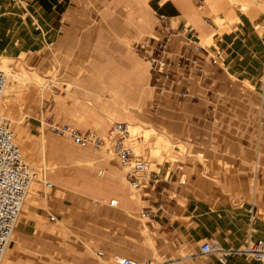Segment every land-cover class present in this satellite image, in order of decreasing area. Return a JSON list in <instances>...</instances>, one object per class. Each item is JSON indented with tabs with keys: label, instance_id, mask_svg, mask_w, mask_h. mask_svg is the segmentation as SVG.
<instances>
[{
	"label": "rangeland",
	"instance_id": "rangeland-1",
	"mask_svg": "<svg viewBox=\"0 0 264 264\" xmlns=\"http://www.w3.org/2000/svg\"><path fill=\"white\" fill-rule=\"evenodd\" d=\"M142 1L0 0V50L5 46L12 48V53L7 56V60H11L8 61V66L28 76H35L41 84L49 85L44 88L41 101L34 100L31 94H27L32 99V104L29 115L25 118V132L37 145L44 139L47 144L46 152L37 147V153L31 162L30 156L19 146L24 159L34 170L32 181L37 185L39 193L36 206L46 213V218L38 217V220L44 229L62 234L48 264H116V257H126L142 263L150 261L153 264H221L219 259L223 257L224 264H235L230 261L233 253L243 256V259L248 258L247 264H256L253 258L233 249L228 251L230 249L219 243L224 251L209 254V257L200 255L194 249L184 251L182 247H173L172 251L161 250L156 243V234L150 233L145 225L149 219L142 215V209L150 208L147 199L133 190L127 181L124 185L126 194H133L136 198L134 213L130 216L119 209L120 201L116 207L93 202L90 196L93 189L88 191L82 186L74 185L72 190H64L57 188L54 183L52 188H46L45 182L40 180L45 175L47 181H52L50 175L53 171L61 172L65 169L75 182L78 173L91 177L99 168L107 172L114 171L125 178L124 171L114 160L109 147L94 151L76 146L70 138L55 135L51 125L67 124L81 132L92 131L105 137L113 124L124 123L132 145H140L139 154L147 158L149 170L159 174L164 169L169 172L166 183L170 184L173 180L182 186L184 183L181 180L185 182L186 171L193 163L203 165L206 149L213 148L216 143L214 136L219 132V123L207 117L210 113L206 107H200L189 96L185 99L183 96L171 98L169 92L157 88L152 71L150 75V63L138 56L141 54L138 51L140 46L145 45L147 38L155 35L154 25L157 23L154 12L157 0H151L149 7L144 6ZM257 1H231L223 4L234 7L230 11L237 16L239 15L235 10L240 8L239 12L243 15L239 20L224 19L221 24L216 23L219 26L218 34L222 36L224 32H230V26L234 22L247 19L244 7L253 6L252 9L257 10V16L252 20L259 18L254 23V29L258 37L262 38L264 0ZM33 17L39 18V25H36ZM14 30L20 38L18 44L11 41L12 34L9 32ZM213 34L212 31L209 38L200 37V45L209 52L217 47L212 40ZM125 35L128 43L121 42ZM208 39L209 43H206ZM195 44L196 42L191 45ZM130 65H135L138 71L140 69L146 79ZM263 78L264 71L259 79L262 90ZM186 79L190 80L191 77L181 72L180 85L186 83ZM75 81L98 96L92 95L93 93L88 95L74 87L69 89ZM67 83H71L69 88ZM137 86L145 89V97L138 107H130L135 99ZM253 86L244 82L246 92L239 98L246 103V107L231 109L233 117L228 121L233 131L246 134L248 130V137L257 153L263 137L260 125L264 126V95ZM50 87L52 88L47 89ZM65 88L69 91L65 92ZM98 88H102L101 93H98ZM113 90L118 92L117 102L102 99L101 94L108 96ZM73 91L81 98L82 112L75 113L78 107L70 96ZM57 97L63 98L66 103L64 113L56 111ZM15 103L20 105L18 107L21 112L29 108L20 98ZM123 105L135 114V120L126 117ZM17 117L20 118V115ZM250 121L252 123L245 124ZM132 125L138 126V130L130 128ZM148 129L169 137L171 150L168 156L164 152L163 157L154 156L147 143L144 144V133ZM57 149L69 154L62 157L56 153ZM73 153L79 154L83 159L87 156L92 165H77L74 159L77 160L78 156ZM252 170L248 179L250 187L258 189L261 170ZM164 193L167 194L166 191ZM50 216L55 217L52 223ZM20 217L21 215L17 223ZM13 236L15 237V228L6 250L11 247ZM149 240H152L156 251ZM98 252H103L102 259L98 258ZM2 264H5L4 259Z\"/></svg>",
	"mask_w": 264,
	"mask_h": 264
},
{
	"label": "crops",
	"instance_id": "crops-1",
	"mask_svg": "<svg viewBox=\"0 0 264 264\" xmlns=\"http://www.w3.org/2000/svg\"><path fill=\"white\" fill-rule=\"evenodd\" d=\"M150 1L143 0L142 3L149 7ZM223 4L225 3L209 6L207 0H157L154 6L157 19L154 25L155 35L147 38L145 45H141L138 50L141 53L138 56L148 61L149 55L157 54V51H154L158 47L157 40L169 36L168 47L164 52L169 60L167 75H161L155 86L169 92L170 97L174 99L178 98L180 93L185 94L184 99L187 96L191 97V100L200 107H206L210 113L208 118L219 123V132L214 136L216 143L213 148L206 149L203 165L194 163L191 165L186 171L185 182L181 180L183 186L173 180L169 182L170 184L166 183L169 172L162 169L159 173L161 182L146 200L152 211L145 225L150 233L156 234V243L164 251H172L173 247H182L184 251L192 249L199 251V247L206 242L219 243L226 249L239 250L248 238L254 242L264 241V126L260 125L263 137L256 153L248 137V130L246 134L233 131L228 121L233 117L231 109L246 107V103L239 98L246 92L245 81L253 84V87L264 95V90L259 84L264 71V36L259 38L254 29V23H257L259 18L236 21L230 26V32L219 35V26L215 20L224 19L225 13L234 9ZM239 10L240 8L235 12L241 19L243 14ZM33 18L36 25H39V18ZM212 31L214 32L212 40L216 43V48L224 51L222 59L217 63H213L206 55L205 51L209 50L200 45V37H208ZM9 33L14 34L11 37L14 44L20 43L15 30ZM121 42L128 43L127 35ZM194 42L196 44L192 46ZM184 52L201 64L200 74L194 71L186 73L182 70L181 56ZM131 67L138 71L135 65ZM138 72L142 73L145 80L144 73L140 69ZM181 72L191 79H186V83L180 85ZM73 87L88 95L93 93L92 95L98 96L77 81L69 89ZM102 88H98V93H101ZM69 89L65 88V92ZM70 96L78 107L75 113L82 112L81 98L74 91ZM101 97L117 102L116 98L119 96L118 92L113 90L110 95L101 94ZM144 97L145 89L137 86L135 99L130 103V107H138ZM123 100L126 101L125 98ZM55 101L56 111L64 113L67 108L64 99L57 97ZM122 107L127 114L126 117L136 119L135 114L128 110L126 105ZM30 109L31 107L26 109V118ZM249 123L252 122L245 124ZM244 129L247 127L244 126ZM56 153L60 156L69 154L59 149ZM73 154L78 156L77 160L74 159L77 165L85 167L92 165L87 156L83 159L79 154ZM34 156L35 154L30 156L31 162ZM253 163L256 172L259 168L262 174L258 189H252L248 180L253 171ZM103 171L104 175L101 174ZM50 176L52 181L48 182L54 183L57 188L72 190L76 185L88 191L93 189L90 195L93 202L116 207L120 201L119 209L125 215L130 216L134 213L136 198L133 194H126L124 185L127 180L114 171L107 172L99 168L91 177L78 173L75 182L70 179L69 172L65 169L61 172L53 171ZM38 195L37 187L29 195L31 201L26 205L27 209L22 211L21 219L15 226L16 237L9 248L8 264H48L51 260L50 255L56 251L59 236L62 234L42 227L38 217L46 218V213L36 206ZM149 244L156 251L152 240H149ZM243 258L233 253L230 261L235 264L241 262L247 264L248 258Z\"/></svg>",
	"mask_w": 264,
	"mask_h": 264
},
{
	"label": "built area",
	"instance_id": "built-area-1",
	"mask_svg": "<svg viewBox=\"0 0 264 264\" xmlns=\"http://www.w3.org/2000/svg\"><path fill=\"white\" fill-rule=\"evenodd\" d=\"M157 41L158 47L154 49L157 54L153 53L148 56L150 70L154 73L155 83H158L161 75H167L166 68L169 64L167 62L169 60L164 54L168 47L169 36ZM223 52V49L218 48L213 49L211 52L205 51L213 63H217V61L222 59ZM181 60L184 72L190 73L194 71L195 73H201V64L195 58H191L187 52L182 53ZM5 83L6 76L0 71V96ZM179 96L184 97L185 94L180 93ZM51 128L55 135L70 138L79 147L91 148L94 151L109 147L114 160L124 171L125 179L130 187L140 193L145 199H148L150 194L156 191L158 184L161 182L159 174L149 170L147 158L135 151L129 131L124 123L113 124L105 137L92 131L81 132L67 124L60 126L51 125ZM31 177L32 170L14 140L11 125L0 114V264H2L17 220L22 212L23 203L29 192ZM46 186L47 188H52L53 184L47 183ZM151 211V208H144L142 209V215L150 219ZM49 219L52 222L55 221L54 216H50ZM217 251H220L219 247L211 242L203 243L199 247V254L202 256ZM240 252L247 253L260 264H264V241L254 242L248 238ZM103 256V252H98V258ZM116 264L153 263L150 261L142 263L125 257Z\"/></svg>",
	"mask_w": 264,
	"mask_h": 264
},
{
	"label": "bare ground",
	"instance_id": "bare-ground-1",
	"mask_svg": "<svg viewBox=\"0 0 264 264\" xmlns=\"http://www.w3.org/2000/svg\"><path fill=\"white\" fill-rule=\"evenodd\" d=\"M231 1L247 2V0H207V3L209 4V6H211L213 4L216 5V4L226 3V2H231ZM257 2H255V3H257ZM243 6H244V4L242 3V7ZM252 7H250V6L244 7V11H246L245 17L247 19H254L257 16V10L252 9ZM224 19H228L231 21L239 20L238 16L233 11H227L225 13ZM224 19H216L215 23L221 24V22ZM13 35L14 34H12L11 37H13ZM209 40L210 39H208V41L206 40L207 42L206 41L205 42L209 43ZM11 49H12L11 46H5L0 50V71L3 72V74L6 76V83H5V85L1 91V96H0V114L5 120H7L10 123L11 132L14 136L16 144H18V146L23 148L22 150H24V152L28 156H33L34 154H36L37 150H38L37 147H39L40 150L45 153L46 149H47V144L45 143L44 139L41 140L40 143H38L39 145H37L31 141L30 135H28L25 132V118H26L27 114H26V111L21 112V109L18 107L19 104L16 105L18 102L17 103H15V102L18 101V98H20V100L23 101V104L28 108L32 104V99L41 101L43 99V95H44V88L46 87V85H48V83L47 84H41V83H39V81L37 80V78L35 76L34 77L28 76L24 72L16 71L13 68H10L8 66V61H11V60L10 59L7 60V56L12 53ZM262 84L264 85V78L262 80ZM69 87H70V84H69L68 88ZM27 94H31L32 99ZM17 115L18 116L20 115V118L17 117ZM130 128L134 129V131L138 130V126H136V125H132V127H130ZM132 133H133V131H132ZM144 139H145L144 144L147 143V146L150 147L152 154L154 156H157V157L162 156L163 152H164V154H167V156L169 155V153H170L169 151L171 150V148H170L171 143L169 141V137H167V135L165 136L164 133L163 134L157 133L153 129H148L144 133ZM139 146L136 144L133 146L137 153H139V150H141ZM142 150H143V148H142ZM45 165H48V164L45 162ZM30 168L32 170V177H31L28 195H27V197L23 203V206H22L23 210L27 209L26 205L29 203V201H31L30 198L32 196V195L31 196H29V195L34 191V187L36 186V184H34L32 181L34 170L31 166H30ZM101 174H103V172H101ZM40 180L45 182V185L47 183H50V182L46 181L45 176H42V178ZM45 187H47V186H45ZM35 188H37V187H35ZM216 245L219 247L220 252L224 251L217 243H216ZM242 248L243 247H241V249ZM6 251H8V252L4 254L3 259H4V263L8 264L7 255L9 253V250H6ZM228 251H232V250L230 249ZM235 251L240 252V249L235 250ZM217 252H219V251H217ZM212 253H214V252H212ZM240 253H243V252H240ZM243 254L253 258L251 255H249L247 253H243ZM121 259L122 258H120V257H116V263L118 261H120ZM219 261L221 262V264L223 262L225 263V260L223 257L220 258ZM253 261L256 264H260L258 261L254 260V259H253Z\"/></svg>",
	"mask_w": 264,
	"mask_h": 264
}]
</instances>
